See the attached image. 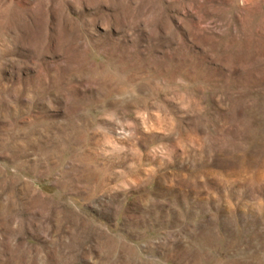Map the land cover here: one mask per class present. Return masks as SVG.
I'll use <instances>...</instances> for the list:
<instances>
[{"label": "rangeland", "instance_id": "rangeland-1", "mask_svg": "<svg viewBox=\"0 0 264 264\" xmlns=\"http://www.w3.org/2000/svg\"><path fill=\"white\" fill-rule=\"evenodd\" d=\"M0 264H264V0H0Z\"/></svg>", "mask_w": 264, "mask_h": 264}]
</instances>
